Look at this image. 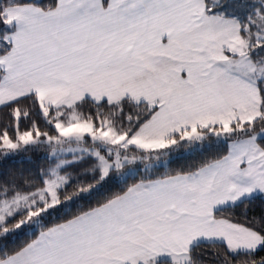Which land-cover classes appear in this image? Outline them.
Here are the masks:
<instances>
[{
    "label": "snow or ice",
    "instance_id": "snow-or-ice-1",
    "mask_svg": "<svg viewBox=\"0 0 264 264\" xmlns=\"http://www.w3.org/2000/svg\"><path fill=\"white\" fill-rule=\"evenodd\" d=\"M41 150L0 264H264V0H0V158Z\"/></svg>",
    "mask_w": 264,
    "mask_h": 264
},
{
    "label": "trees",
    "instance_id": "trees-1",
    "mask_svg": "<svg viewBox=\"0 0 264 264\" xmlns=\"http://www.w3.org/2000/svg\"><path fill=\"white\" fill-rule=\"evenodd\" d=\"M237 11H242L241 8H237ZM181 152V151H180ZM177 154V153H176ZM217 154V150L213 148L211 151L205 150L203 152L196 151L192 149L189 153H179L174 155L170 159V167L172 169H177L181 167H186L188 165L197 164L204 159L211 158L213 155ZM71 159V156H68ZM51 163L50 157L45 150L38 152H27L20 155H16L7 159L0 158V179L9 177H18L23 174L31 179H38L41 170L49 167ZM79 169H69V171H78ZM141 174L143 175V166H140ZM164 168L161 166L156 169L157 174L163 173ZM113 190H119L118 184L111 185ZM251 215L259 216L264 214V205L257 202L252 206Z\"/></svg>",
    "mask_w": 264,
    "mask_h": 264
},
{
    "label": "rangeland",
    "instance_id": "rangeland-1",
    "mask_svg": "<svg viewBox=\"0 0 264 264\" xmlns=\"http://www.w3.org/2000/svg\"><path fill=\"white\" fill-rule=\"evenodd\" d=\"M181 152H183V153H189L190 151H191V149H182V150H180ZM181 152H178L177 154H179V153H181ZM177 154H175V155H177ZM70 156V155H69Z\"/></svg>",
    "mask_w": 264,
    "mask_h": 264
}]
</instances>
